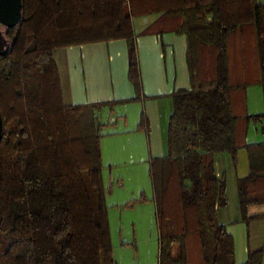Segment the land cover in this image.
Listing matches in <instances>:
<instances>
[{"label":"trees","instance_id":"1","mask_svg":"<svg viewBox=\"0 0 264 264\" xmlns=\"http://www.w3.org/2000/svg\"><path fill=\"white\" fill-rule=\"evenodd\" d=\"M149 15L160 18L141 35L186 36L191 84L170 95L166 154L149 160L158 264H237L234 238L218 221L228 202L216 156L228 153L235 164L239 149L247 151L250 174L238 180V194L249 223V207L264 205V143L246 137L264 113L238 108L249 86L264 90V0H22L20 23L5 32L10 51L0 57L1 264H116L101 112L141 96L133 20ZM239 37L254 49L235 48ZM117 40L128 44L137 97L66 106L54 51ZM253 58L257 82L247 77L249 63H234ZM138 131L150 133L143 113ZM263 261L264 247L246 264Z\"/></svg>","mask_w":264,"mask_h":264},{"label":"crops","instance_id":"2","mask_svg":"<svg viewBox=\"0 0 264 264\" xmlns=\"http://www.w3.org/2000/svg\"><path fill=\"white\" fill-rule=\"evenodd\" d=\"M159 18L160 15H149L133 20L142 80L141 96L139 100L119 104L113 111L105 108L102 112L109 113L112 117L116 109L120 112L130 111L133 114L135 131H130L129 134L126 132L104 133L105 130H109L112 123L116 125L118 122H112L110 117L107 121H103L105 128L101 147L104 160L109 154L110 147L114 150L116 148L122 150L120 152H128L129 149L145 144L149 158H160L166 154L167 128L173 112L170 95L178 90L190 89L191 84L185 35L175 33L141 35ZM236 40L235 48L238 50L251 51L254 49L253 45L248 44L249 41L242 44L240 37ZM54 60L58 67L63 102L66 106L121 102L137 97L134 85L128 77L130 56L125 40L57 49L54 51ZM234 63H249L251 70L247 77L255 82L258 81L259 72L254 58L240 59L239 62L234 61ZM249 65L246 64V67L248 68ZM240 103L241 106L238 108L240 112L250 116L263 114L264 90L262 86L259 84L249 86L242 95ZM142 113L148 119L149 136L144 131H138ZM126 116L123 118L127 123L128 117ZM246 143L248 145L264 143V122L249 125ZM124 144L128 145L124 146ZM216 172L219 178L223 176L226 178L228 202L225 207L218 209V221L234 238L236 263L246 264L250 252L264 247V205L249 207L248 217L251 219L249 223L243 221L240 209L238 180L250 174L246 149H239L238 160L235 164L228 153L216 156ZM176 254L175 251L174 255Z\"/></svg>","mask_w":264,"mask_h":264},{"label":"rangeland","instance_id":"3","mask_svg":"<svg viewBox=\"0 0 264 264\" xmlns=\"http://www.w3.org/2000/svg\"><path fill=\"white\" fill-rule=\"evenodd\" d=\"M110 116L109 113L101 112L103 121H107ZM124 116L128 117L127 123ZM132 117L130 111L120 112L116 109L109 119L118 123H112L104 133L129 134L135 131ZM112 148H109L106 159L103 156L102 159L113 259L116 264H158V229L147 145L129 149L128 152ZM5 243L0 238V253L4 252Z\"/></svg>","mask_w":264,"mask_h":264},{"label":"water","instance_id":"4","mask_svg":"<svg viewBox=\"0 0 264 264\" xmlns=\"http://www.w3.org/2000/svg\"><path fill=\"white\" fill-rule=\"evenodd\" d=\"M22 19V0H0V26L6 30L16 27ZM6 32V31H5ZM5 32L0 31V57L6 56L11 48ZM5 122L0 110V142L4 134Z\"/></svg>","mask_w":264,"mask_h":264},{"label":"flooded vegetation","instance_id":"5","mask_svg":"<svg viewBox=\"0 0 264 264\" xmlns=\"http://www.w3.org/2000/svg\"><path fill=\"white\" fill-rule=\"evenodd\" d=\"M0 31L5 32L6 29H5L3 26H0ZM3 256H4V252H3V253H0V264H1V262H2V257H3Z\"/></svg>","mask_w":264,"mask_h":264}]
</instances>
